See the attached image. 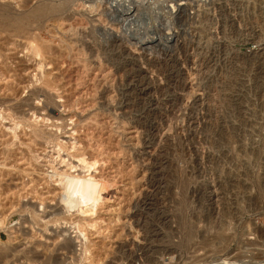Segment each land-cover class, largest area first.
Returning a JSON list of instances; mask_svg holds the SVG:
<instances>
[{
  "label": "rangeland",
  "instance_id": "rangeland-1",
  "mask_svg": "<svg viewBox=\"0 0 264 264\" xmlns=\"http://www.w3.org/2000/svg\"><path fill=\"white\" fill-rule=\"evenodd\" d=\"M41 1L0 0V264H264V0Z\"/></svg>",
  "mask_w": 264,
  "mask_h": 264
},
{
  "label": "bare ground",
  "instance_id": "bare-ground-1",
  "mask_svg": "<svg viewBox=\"0 0 264 264\" xmlns=\"http://www.w3.org/2000/svg\"><path fill=\"white\" fill-rule=\"evenodd\" d=\"M48 1V0H47ZM59 1V0H58ZM66 1V0H65ZM65 1L61 2L60 0V3L59 4V7H56L55 4L52 5V1H49V2H44L43 0L37 5L38 7H34L32 9H34V11L32 10V12L34 13V16L36 18H40L42 16H47V14H52V16H60V14L62 15L63 12L65 10H67V4L65 3ZM70 1V0H69ZM67 2V1H66ZM65 3V4H64ZM70 3V2H69ZM90 3V2H89ZM99 4V3H98ZM71 5V4H70ZM180 5V4H179ZM67 7V8H66ZM6 12V7L3 8L1 7L0 5V17H2L3 14H5ZM8 13V12H7ZM27 14V13H26ZM26 14H24L23 16L25 17L24 19H22L23 17H21V19L23 21H21L20 25H23L26 21H27V24L30 22L28 19L30 18L29 15L25 16ZM11 16L13 14H10ZM10 15H7L6 18H8V16ZM18 15V14H17ZM10 16V20L12 19H16L15 15H13L14 17L11 18ZM21 16V15H20ZM51 16V15H50ZM51 16V17H52ZM3 17L5 18V15H3ZM3 17H2V20H3ZM62 17V16H61ZM20 18V17H19ZM32 18V17H31ZM43 18V17H42ZM58 18V17H57ZM61 19V18H60ZM8 20V19H6ZM39 20V19H38ZM58 20V19H57ZM1 21V20H0ZM20 21V20H19ZM2 22V21H1ZM17 22H18V19H17ZM16 22V23H17ZM43 22V21H42ZM72 22V21H71ZM9 23V21H8ZM11 23V21H10ZM15 24V26L17 27V24ZM4 24V23H3ZM7 23L5 22V25ZM19 24V23H18ZM31 24V23H29ZM4 25V26H5ZM10 26H12V24H9ZM7 26V25H6ZM32 27V26H31ZM17 28H20V26L18 25ZM55 29V28H54ZM16 30V29H15ZM75 30V29H74ZM72 34V33H71ZM55 38V37H54ZM34 41H37L36 39ZM69 43V42H68ZM33 44H37V43H33ZM39 44V43H38ZM75 44V43H74ZM34 46V49L30 47V49H32L34 52L35 55L37 56H40L41 60H39L40 62L43 61L45 58H47V56L45 55V53L42 51H40V48H38L40 45L38 46ZM49 45V44H47ZM29 49V50H30ZM58 49V48H57ZM47 50V48H46ZM63 50V49H62ZM61 50V51H62ZM59 52V51H58ZM47 54V52H46ZM60 55V54H59ZM54 58V57H52ZM50 59V58H49ZM48 59V60H49ZM46 61V59L44 60V62ZM50 62V60H49ZM48 73V76L50 75L49 72ZM47 73L45 74V76L47 75ZM50 76H53V75H50ZM44 79H48L46 80L48 82V84L52 81L50 79V77L48 78H45L43 77ZM55 79V78H54ZM51 80V81H50ZM44 81V80H43ZM47 82H46V85H47ZM53 83V82H52ZM51 84V83H50ZM53 85V84H52ZM39 96V95H38ZM40 97V96H39ZM7 109V108H6ZM51 111V110H50ZM20 112V110H19ZM18 116V115H17ZM10 117V116H9ZM12 117H13V114H12ZM45 117V116H44ZM43 117V118H44ZM48 117H46L47 119ZM48 120V119H47ZM53 125H55V122L52 123ZM40 129V128H39ZM34 130V129H32ZM42 130V129H41ZM35 131V130H34ZM46 133V132H45ZM58 145V144H57ZM80 155V154H79ZM80 161H82V163L84 162V164H82L83 166L81 167H87V171L89 170V167L91 165V162L88 163L86 162L87 160H85V158L83 159H79ZM62 161H65V160H62ZM71 168V167H70ZM70 168L69 170H60V171H57V174H58V178L56 179L57 181H59L60 185H61V194L59 195V200L61 202H63V205L62 207L65 209L66 212H71L73 214L74 211H79L81 213H85L86 211H89V210H92L95 208L96 206V202L99 198V194L100 192L104 189L103 188V185L104 187L106 188L105 184L101 181L100 179L97 180V178H95L93 175H91V173H86L85 171H80V172H77V173H74L73 171H70ZM65 169V168H64ZM103 183V185H102ZM139 198V197H138ZM100 199V198H99ZM24 208V207H23ZM148 211V210H147ZM69 223L71 224L72 226V230H70V232H72V234H68V238L69 239H73V243H79V248H77L79 250V252L81 250H83L84 252V255L86 254L85 252H87V246L84 244H86L82 238L85 236L84 234V230L85 228L82 227V223H80L79 221L77 222L76 220H74L73 216L72 217H69ZM72 218V219H71ZM1 219V218H0ZM76 221V222H75ZM0 222L2 223V220H0ZM68 221H65L66 226H70V224H67ZM137 223V222H136ZM2 225V224H1ZM64 232H67L68 229H63ZM69 233V232H68ZM66 234V233H65ZM1 244V243H0ZM5 243L3 242V245ZM2 245V246H3ZM5 246V245H4ZM81 247H84L83 249H81ZM4 249V248H3ZM81 249V250H80ZM82 252V251H81ZM80 252V253H81ZM83 258L84 256L81 255ZM85 258V257H84ZM226 260V259H225ZM224 264L225 261L222 260V262H220V264ZM66 264H76L73 260L71 261H68ZM229 264V263H228Z\"/></svg>",
  "mask_w": 264,
  "mask_h": 264
}]
</instances>
